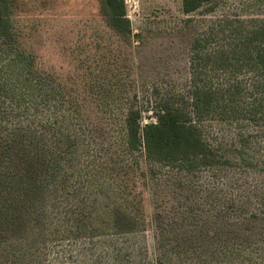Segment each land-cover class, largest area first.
I'll list each match as a JSON object with an SVG mask.
<instances>
[{"label": "rangeland", "instance_id": "374dc122", "mask_svg": "<svg viewBox=\"0 0 264 264\" xmlns=\"http://www.w3.org/2000/svg\"><path fill=\"white\" fill-rule=\"evenodd\" d=\"M123 2L130 34L109 25L101 0H0L12 31L10 40L0 38V128L8 122L7 88L15 79L2 52L10 44L68 95H83L77 121H60L61 106L41 108L78 143L70 169L76 190L69 188L68 203L52 194L46 217L28 206L22 224L4 225L0 264H264L259 226L209 219L214 209L206 203L222 194L208 173L149 164L137 154H124L129 168L119 171L110 160L112 143H121L123 110L134 102L146 123L154 92L186 88L189 47L205 27L201 17L263 21L264 0H214L189 14L181 0ZM70 204L81 209L77 232L62 216ZM114 206L127 214L117 225L104 212Z\"/></svg>", "mask_w": 264, "mask_h": 264}, {"label": "trees", "instance_id": "16d2710c", "mask_svg": "<svg viewBox=\"0 0 264 264\" xmlns=\"http://www.w3.org/2000/svg\"><path fill=\"white\" fill-rule=\"evenodd\" d=\"M123 1L101 0V8L117 33L130 34ZM212 1L181 0V11L189 14ZM201 22L205 27L189 47L186 88L154 92L153 116L146 123L134 102L123 110L121 143H112L116 148L110 160L119 171L129 168L125 155L137 154L149 164L206 172L222 194L206 203L214 209L209 219L253 223L264 235V20L224 14L207 22L202 16ZM11 33L0 6V38L10 40ZM2 52L9 55L15 79L7 88L8 122L0 128V231L4 225L22 224L28 206L34 211L40 207L46 217L52 194L60 193L69 202L71 155L78 143L41 108L61 106L60 121H77L83 98L68 95L32 56L12 44ZM221 185L228 190L222 191ZM80 211L70 204L62 212L76 232L81 229ZM104 212L115 225L127 215L119 206Z\"/></svg>", "mask_w": 264, "mask_h": 264}]
</instances>
